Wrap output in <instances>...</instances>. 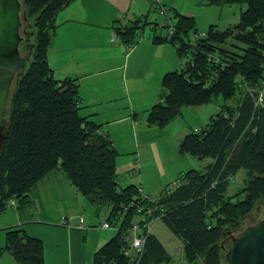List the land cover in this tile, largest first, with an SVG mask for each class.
<instances>
[{
	"label": "trees",
	"instance_id": "trees-1",
	"mask_svg": "<svg viewBox=\"0 0 264 264\" xmlns=\"http://www.w3.org/2000/svg\"><path fill=\"white\" fill-rule=\"evenodd\" d=\"M74 1L24 0L33 19L35 44L27 49L31 55L26 69L12 82L7 125L0 132V214L12 199L16 205L27 202L30 189L55 169L91 202L111 205L107 222L116 221L117 212L137 194L136 186L120 188L116 182L119 154L110 139L79 115L77 84L56 80L47 64L55 17ZM200 1L246 8L236 24L222 31L210 25L205 36L193 42L190 35L198 34L193 19L172 11L173 36L166 41L154 35L152 41L171 44L184 62L180 70L163 75L161 95L147 111L146 123L164 128L182 108L206 106L220 98L222 104L209 122L187 133L177 148L181 156L209 158L211 163L204 170L180 173L163 187L157 200L143 205L181 242L185 264H221L224 233L264 198V97L257 104V90L264 84V0ZM147 24L151 25L148 15L117 24L115 30L131 45ZM26 43L25 38L21 54ZM241 169L247 177L244 187L225 197L229 180ZM135 215L134 207L129 208L114 237L93 253L92 264L129 263L123 254L122 231ZM143 234L136 264L170 263L160 241L151 233ZM4 252L18 264H44L41 240L20 227L5 229L0 257Z\"/></svg>",
	"mask_w": 264,
	"mask_h": 264
},
{
	"label": "crops",
	"instance_id": "crops-1",
	"mask_svg": "<svg viewBox=\"0 0 264 264\" xmlns=\"http://www.w3.org/2000/svg\"><path fill=\"white\" fill-rule=\"evenodd\" d=\"M245 8L240 5L237 14L232 13L236 20H231V25L239 21ZM151 14L148 0H75L56 15L46 54L48 67L56 80L69 79L77 84L79 115L97 125L98 132L110 139L119 155L133 149L136 154L142 149L140 145L150 146L155 127L147 126V111L161 95L163 75L180 70L183 65L171 44L153 43L152 25L148 34L142 28L140 39L136 38L134 44H126L119 37L116 44L110 41L117 24L142 20L146 15L150 18ZM180 133L177 144L187 134ZM138 164L134 159L118 158L116 181L120 188L140 185L145 190L143 179L138 183L140 177L130 180L134 175H142L141 164ZM119 173H125L121 176L124 181L128 175L131 183L121 187ZM27 201L31 209L17 210L16 205L10 217L0 219L3 220L0 230L20 227L28 236L40 239L44 264H50L45 255L46 240L56 242L54 255L58 262L62 260L60 264H91L93 253L114 237L108 233L94 236L89 228L96 222L85 220L89 200L70 184L60 169L39 180L28 192ZM55 208L61 211L54 212ZM109 215L110 210L106 208L101 222L107 221ZM62 218L80 227L67 229L60 225ZM81 239L85 243H81ZM58 243H62L61 254ZM73 244L76 249L86 251V255L74 259Z\"/></svg>",
	"mask_w": 264,
	"mask_h": 264
},
{
	"label": "rangeland",
	"instance_id": "rangeland-1",
	"mask_svg": "<svg viewBox=\"0 0 264 264\" xmlns=\"http://www.w3.org/2000/svg\"><path fill=\"white\" fill-rule=\"evenodd\" d=\"M159 1L169 11L170 14H172V11H175L181 15L191 17L193 19L194 26L198 34H204L210 25H215L216 28L221 31L228 28L229 26H231V24H233L231 20H236L233 17L234 15H232V13L237 14V12L240 9L239 4L214 6V5H205L201 3L200 0H159ZM23 6L25 8L23 10V14H24L23 18L27 24L23 29V32L27 33V37H24V39L25 38L28 39V43L23 45V51H24L27 50V48L30 49L33 48L35 44V30L33 27V19L27 15L25 2H23ZM149 27H150L149 24L144 26L145 34L150 33ZM141 31L142 29L140 28L138 30V33L140 34ZM137 39L138 40L140 39L138 35H137ZM181 61L184 62V60ZM229 103L231 104V102ZM221 104H222V100L220 98H217L216 102H213L206 106H200L196 108H182L180 112L181 115L177 119L175 118L173 121H171L170 122L171 124L169 123L170 126L168 130H165V127L167 125L164 128L154 126L155 131L153 132L149 140L151 142L150 146L146 148L144 147V145H140V148L142 146V149H140V151L137 152L136 154L134 153L135 152L134 149L127 151L128 153L126 154L120 153L121 155H118L116 157V163L118 158L121 160L128 159L129 161H132L134 159L137 164L140 163L141 164L140 170L142 175L141 176L134 175L133 178H130V180L137 179L136 177H140L138 178L139 180L137 179L138 180L137 183H138L141 182L140 179H143V181L145 182L144 185L145 190L143 189L144 194L151 201L157 200L161 189H163L165 185L174 182L178 178L180 174L179 172L182 173V171L185 172L187 170H193V169L204 170V168L211 163V159L209 158L197 159L188 155L185 156L179 155L177 151L178 144L176 138L177 136H179V134H182L180 132H183V134L184 132L189 133L204 127L209 122L210 116L214 115L218 111L219 106ZM6 125L7 123L3 121L0 124V129H4ZM159 129L160 130L163 129L161 130L162 133ZM123 174L125 173L118 174V182L121 184V187H124L127 184L131 183L128 178V175H125L124 177L125 181L122 179L123 177L121 176ZM246 179L247 177L245 170L243 169L239 170L229 180L225 197H231L240 189H242L244 187V183ZM89 202H90L89 203L90 206L87 209L85 220L91 219L94 220V222H96L93 225V228L92 227L89 228L91 231H93L94 236L96 237L100 236L102 235V233L105 234L108 233L111 236L115 235L116 234L115 228L101 229L99 227L100 222L104 219L106 208H109L110 210L111 205L108 202H91L90 200ZM261 207H264V198H262L256 203V205L254 206L253 210L249 215H247L241 220H238L237 224L233 227H230L229 230L227 229L220 242L221 254L223 253V251H225V248L223 247L222 243L228 241V237L232 236V233H236L237 230H239L243 224H246V222L249 223L254 218L255 215L259 216L261 212ZM29 209H31L29 201L24 202L22 204L17 203V210L27 211ZM32 211L33 210H31V213ZM59 211H61L59 210V208L54 209V212H59ZM13 212H14L13 210L9 209L5 214V216H1L0 219H2V217H10L11 213ZM140 219L141 217L139 215H135V218L132 221V223H137ZM103 222H107V221H103ZM149 233H151L160 241L162 246L170 255L171 261L168 264H185L182 254L181 242L176 237L173 236V234L164 226V224L160 220H157L156 222L150 224ZM55 243L56 242L49 243L46 240V246L48 249L45 250V255H46V261L49 260L50 264H60L62 261L61 260L58 262V260L55 258L54 255ZM81 243H85V241L81 239ZM58 244L61 246L58 253L61 254L63 253L62 243H58ZM4 245H5V230L1 229L0 248H3ZM76 248L77 247H75L73 244L71 254L74 259H76L78 255H86V251L83 250L80 251L79 249ZM223 262H224V258L221 257V264H223ZM0 264H18V263L11 257L9 253L4 252L0 257Z\"/></svg>",
	"mask_w": 264,
	"mask_h": 264
},
{
	"label": "water",
	"instance_id": "water-1",
	"mask_svg": "<svg viewBox=\"0 0 264 264\" xmlns=\"http://www.w3.org/2000/svg\"><path fill=\"white\" fill-rule=\"evenodd\" d=\"M23 2L0 0V124L7 123L12 82L26 69L31 55L28 50H24V54L19 50L27 37L23 32L27 25L23 18ZM222 245L225 248L221 254L223 264H264V207L259 216L243 224Z\"/></svg>",
	"mask_w": 264,
	"mask_h": 264
},
{
	"label": "built area",
	"instance_id": "built-area-1",
	"mask_svg": "<svg viewBox=\"0 0 264 264\" xmlns=\"http://www.w3.org/2000/svg\"><path fill=\"white\" fill-rule=\"evenodd\" d=\"M149 2V9L150 12H152L151 17L149 18L148 22L151 23L155 35L157 37H160L161 39H165L166 41H169L174 33V21L171 18V14L169 11L160 3L159 0H148ZM158 18H161V22L158 21ZM123 25L129 24L122 23ZM138 36L140 37L141 34L138 33ZM205 34H192L190 35L189 39L190 41H194L197 37H204ZM118 35L116 33L115 27L112 34V37L110 41L114 44L117 43ZM249 90V89H248ZM254 91V90H249ZM257 104L262 103V99L264 97V84L260 89L257 90ZM137 194L132 198L131 203L128 206H122L121 210L117 212L116 214V221L113 222H102L99 227L101 229H109V228H115L116 232L119 229L120 222L123 219V216L127 211H129V208L134 207V211L136 215H139L141 219L137 223H131L130 225H126L123 228V241L125 243V249H124V256L128 257L130 259L128 264H136V261L142 251L144 241H145V233H149L150 224L153 222H156L159 220L158 216H152L153 212L150 207L144 208L143 203H148L150 199L144 194L143 188L140 186H137ZM169 189H166L164 193H168ZM142 204H140V203ZM16 202L12 199L8 202L7 208L13 209L15 208ZM135 203V204H134ZM149 217L150 220L147 221L146 218ZM81 220V219H80ZM81 222V221H80ZM60 225L67 229H73L78 228L80 226H77L72 221H68L65 218H62L60 221Z\"/></svg>",
	"mask_w": 264,
	"mask_h": 264
}]
</instances>
